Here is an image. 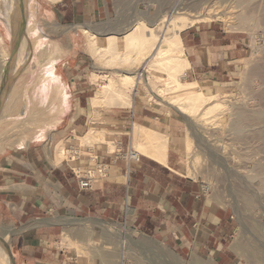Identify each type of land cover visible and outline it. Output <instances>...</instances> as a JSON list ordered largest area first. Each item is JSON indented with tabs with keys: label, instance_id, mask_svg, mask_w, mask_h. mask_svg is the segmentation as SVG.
<instances>
[{
	"label": "crops",
	"instance_id": "0c3cea01",
	"mask_svg": "<svg viewBox=\"0 0 264 264\" xmlns=\"http://www.w3.org/2000/svg\"><path fill=\"white\" fill-rule=\"evenodd\" d=\"M32 3L34 20L68 25L104 19L115 10L117 0H58L43 12L39 0H31L29 7ZM37 30L33 29L31 40L38 37ZM72 37L71 43L64 39L57 43L56 56L34 77L44 81L41 92L47 94L42 104L33 106L35 89H29V111H41L44 118L0 146V216L15 226L10 243L15 263L131 264L128 245L122 246L120 240L117 258L109 249L80 251L63 242L67 233L79 241L74 232L95 237L98 231L110 246L105 235L115 234L105 225L164 242L183 256L225 259L236 220L231 209L204 194L203 183L177 170L180 119L157 107L148 108L136 97L128 107L118 97L110 99L112 104L93 105L99 91L89 69L93 60L84 52V41ZM181 39L191 82H216L236 73L239 39L217 23L194 24L181 32ZM4 104L0 117L14 111L16 98ZM136 125L171 138L176 147L171 154L169 145L167 163L144 154L128 162L119 149L113 150L111 143L124 150L132 146L127 135ZM90 131H103L105 141L83 143ZM63 147L68 152L65 157L60 155ZM102 163L106 170L99 174L96 168ZM89 170L95 171V179L91 188L82 189L77 174L85 177Z\"/></svg>",
	"mask_w": 264,
	"mask_h": 264
},
{
	"label": "rangeland",
	"instance_id": "374dc122",
	"mask_svg": "<svg viewBox=\"0 0 264 264\" xmlns=\"http://www.w3.org/2000/svg\"><path fill=\"white\" fill-rule=\"evenodd\" d=\"M30 2L31 0H24L26 8L24 33L19 41L14 64L12 63L11 66L9 89L0 104V113H2L4 103L7 104L16 98L14 111L6 117H0V146L6 140L17 137V133H24L34 127L36 122L44 118V113L41 111H29L31 103L28 92L31 87L35 89L32 92L33 106L35 102L40 105L42 104L40 102L45 100L47 93L41 92L45 86H40L44 81L34 77L36 74L40 75L50 63L51 58L56 56L57 43L62 39L71 43L72 35H76V39L84 41V52L93 60V66L91 65L89 69L93 71V81L98 84V90L109 80L108 76L113 75L119 79L121 74H128V68H131L132 75L141 71L143 63L133 65L119 63L113 66L106 63L108 56L97 53L92 36L84 31L86 28L96 33L98 44H103L104 42L101 41L105 37L115 35L118 50L125 52L127 49L125 48V32L137 26L138 22L144 21L145 27L153 24L152 26L161 37L173 33L175 26L170 25L168 19L163 21V18L169 15L170 10L178 6L184 9L173 13L174 17L197 18L192 8H198L202 10L198 18L203 17L204 20L197 21L195 24L217 23L227 33L239 39L241 60L236 64V73L220 81L215 80L216 82H196L193 88L211 97L207 108L210 105L216 107L209 114H203L206 106L196 112L184 114L177 109L176 104L168 103L161 92L166 87L168 75L167 72L159 69L146 71L143 82L137 84L136 90H126L130 100L136 97L142 105L148 108L157 107L164 111L165 115L171 113L180 119L182 130L181 143L177 147L179 149L177 170L182 175L206 185L211 198L221 206L231 209L236 220V230L227 243L229 248L226 249L228 252L226 258L219 261L213 257L183 256L166 243L158 242L150 237L138 236L132 230L126 232L128 240L125 242L128 245V263L131 264H264L252 255L256 251L264 254V0H117L115 10L104 19L68 25L48 19L34 20L31 17L33 3L29 7ZM39 2L40 12H43L49 3H54L50 0H39ZM19 4V0H0V90L9 65L13 40L21 24ZM182 12L185 14H181ZM29 23L31 25L27 30ZM33 29H38V37L31 40L30 35ZM166 31L167 34H165ZM177 55L185 57L183 45L179 48ZM103 56H105L104 59ZM150 59L155 58L154 56L146 58V60ZM186 69L175 73L176 81L184 84L191 83L192 78L187 76ZM189 90L186 88L177 92L173 91L172 96L185 95ZM121 103L122 106L128 107V101ZM105 104L108 105L110 102ZM258 114L263 115L260 122L254 120ZM241 115H246L250 120L239 121V124ZM134 128L133 133L129 132L127 137H131L132 146L137 152L141 151L139 145L147 142L141 129L148 131L155 129L142 125H136ZM155 131L167 136L160 130ZM90 133L91 131L82 140L86 141ZM167 137L170 139L171 154H174L173 149L176 145L172 143L169 136ZM96 140L104 139L96 137L88 143ZM109 145L115 151L119 149L120 154H125L128 150L118 148L114 143ZM98 224L105 225L100 221ZM14 228L13 224H8L0 216V236L9 246ZM81 232L79 230L73 233L74 237H80L79 241L72 240L67 233L64 235L63 242L74 245L80 251L82 247L93 248L96 253L109 249L116 253L115 258L120 256L118 243L121 241L123 246L126 235L123 230L112 231L115 235L110 238L107 237L112 235L111 232L106 233V241H109L110 246L102 241L98 231L95 237L92 233ZM140 241L142 243L139 245ZM0 260L2 262L0 264H12L1 240Z\"/></svg>",
	"mask_w": 264,
	"mask_h": 264
},
{
	"label": "bare ground",
	"instance_id": "6f19581e",
	"mask_svg": "<svg viewBox=\"0 0 264 264\" xmlns=\"http://www.w3.org/2000/svg\"><path fill=\"white\" fill-rule=\"evenodd\" d=\"M51 1H58V0H51ZM183 9H184V7H178L177 6L176 8H174V10H170L168 12L169 15L164 16L163 21H166V19H168L167 20L168 23L170 22V25L175 26V28L173 29L174 32L171 34H168L169 36H167V35L166 36L163 35L164 37L159 36V34L156 32L155 28L152 26L153 24L147 25L149 27H147V26L145 27L144 21L138 22L137 26H133L131 28H129L130 27V25H129L128 26L129 29L125 32L126 33V39H125L126 47L125 48H127L125 52H120L118 50V42H117L115 35L112 34V36H107V37H105L106 39L103 37L104 40L101 42H104V43L98 44L99 40L96 37V33L91 31V30L89 31L87 28L84 29L85 33L89 32L88 34H90V36H92L91 39L93 41V44H96L95 49L98 51L97 53H99V54L102 53V55L108 56L107 57L108 60L105 59L106 61H108V62L105 61L106 63H109L112 66L114 64L119 65V63L122 65L126 64V63H128V64L131 63L132 65L134 63H136V64L143 63V65H141V67H142L141 71L138 72L136 75H132L131 73L130 74L124 73L118 77L119 79H116L115 77H113V75L108 76L109 80L106 81L104 83V85L102 86V88L97 92L96 97L92 98V104L93 105H95V106L100 105L104 101L106 103H108L109 101L111 102L112 100H115V99H113V97H118L119 99H121V102L123 101V103H124V101H128V103L130 102L132 104L130 97L128 98V94H127L126 90H128V89H131V90L133 89V91L136 90V88H135L136 84L143 80V75L146 71L151 72V70L159 69V70L167 72V75H168V78L166 80V87H164L161 90V92L163 93L164 97H166V100L168 101V103L176 104V107L180 112H182L184 114L190 113V112H196V111L200 110L201 107L206 106V109H205L203 114H209L215 109V107H216L215 105H210L207 108V103L211 99L210 96H207L204 92H202L199 89H197L199 91L193 90V88L196 86L195 85L196 82L184 84L180 81H176L174 78V75L176 72L184 71V69H186V67H188V65H189L188 60L184 56L177 55L179 48L183 44L182 39H181V32L186 27H189L190 25H194L197 21L204 20L203 17L198 18L201 15L200 13H202V10H199L198 8H192L193 11H195V15L197 18L188 19V18L183 17V16H181V17H174L173 16V13H175L177 10L181 11ZM205 9L206 8L204 7V10ZM181 14H185V13L182 12ZM170 15H171V17H170ZM168 17H170V18H168ZM180 20H183V21L180 22ZM177 26H179V28H177ZM122 30H124V28ZM114 31H116V30H114ZM165 34H167V31ZM102 55H101V57H102ZM149 56H154L155 59L146 60V58L147 57L149 58ZM104 58H105V56H103V59ZM142 71H143V73H142ZM103 78L105 80L106 76ZM186 88H189L190 90L185 95H180L178 97L172 96L173 91L177 92V91H181V90L186 89ZM118 98H116V99H118ZM107 99H109V100L106 101ZM110 99H112V100H110ZM208 105H209V103H208ZM254 118H255L254 119L255 121L260 122L263 119V115L258 114ZM251 119L253 120V118H251ZM243 120H250V118H247L246 115H241L239 117L238 123H239V121L242 122ZM142 131L144 132V135L147 138V142H146V144L141 143L139 145V147H141V151L138 150L136 152L134 150V152L139 154V155L144 154V155H147L149 157H152L153 159H155L161 163H167V158H168V154H169V142H170L169 140L170 139L167 136L162 135L155 130L150 129L148 131V130L141 129V133H142ZM90 134L92 136L90 135V137L86 140L87 142H91L96 137L102 138V139H104V137H105L103 131H91ZM82 141H83V143L86 142L84 140H82ZM67 153L68 152L63 147L61 149L60 155H61V157H65V156H67ZM105 226L109 227L108 229H110L112 231H115V232L119 231V229L117 227L108 226V225H105ZM127 240H128V234H126L124 236V242ZM140 243H142V242L140 241L139 245H140ZM123 246H127L126 242L123 243ZM252 255H254L259 261L264 263V254L263 253L256 251ZM0 263H2L1 260H0Z\"/></svg>",
	"mask_w": 264,
	"mask_h": 264
},
{
	"label": "water",
	"instance_id": "95a60500",
	"mask_svg": "<svg viewBox=\"0 0 264 264\" xmlns=\"http://www.w3.org/2000/svg\"><path fill=\"white\" fill-rule=\"evenodd\" d=\"M19 3H20L19 5H20L21 24H20V27H19V29H18L15 37H14V40H13L10 60L8 61L9 65L7 66V71H6L5 75H4L3 84H2V87H1V90H0V104L2 103V101H3V99H4L5 95H6V91H7V88H8V81H9V78H10L11 66H12V63L14 62L16 54L18 53L19 41H20V39L22 37V34L24 33V28H25V25H24L25 24V17H26L25 3H24V0H19ZM4 235H5V233L3 234V236ZM0 240L5 245V247H6L7 251H8L11 263L12 264H16L10 246L7 245L4 242V238L2 236H0Z\"/></svg>",
	"mask_w": 264,
	"mask_h": 264
},
{
	"label": "built area",
	"instance_id": "2783aa9c",
	"mask_svg": "<svg viewBox=\"0 0 264 264\" xmlns=\"http://www.w3.org/2000/svg\"><path fill=\"white\" fill-rule=\"evenodd\" d=\"M120 155H122L125 159H127L128 162H130L133 159L139 160V157H140L139 154L134 152L133 146H130L125 154H120ZM96 169H97L99 174H103L104 173L103 171L106 170V165L103 163L99 164ZM94 172L95 171H93V170H89L87 172V176H85V177L81 176L80 173L77 174L79 184H80V187L82 189H88V188L92 187V182L95 179ZM203 192H204V194H209V188L206 185H204Z\"/></svg>",
	"mask_w": 264,
	"mask_h": 264
}]
</instances>
